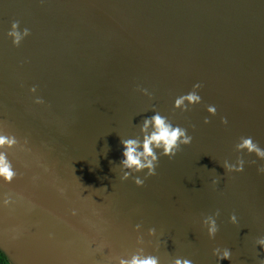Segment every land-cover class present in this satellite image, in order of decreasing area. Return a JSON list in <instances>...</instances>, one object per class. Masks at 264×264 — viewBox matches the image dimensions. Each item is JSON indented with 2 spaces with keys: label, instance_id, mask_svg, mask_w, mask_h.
Here are the masks:
<instances>
[{
  "label": "water",
  "instance_id": "water-1",
  "mask_svg": "<svg viewBox=\"0 0 264 264\" xmlns=\"http://www.w3.org/2000/svg\"><path fill=\"white\" fill-rule=\"evenodd\" d=\"M16 20L31 30L20 47L7 35ZM197 83L203 102L174 112ZM153 106L193 141L139 187L120 180L121 139ZM13 134L0 149L18 173L0 179V251L14 264H117L141 247L161 264H259L264 160L235 144L264 149V0H0V135ZM241 155L244 172L222 167ZM217 210L211 239L203 220Z\"/></svg>",
  "mask_w": 264,
  "mask_h": 264
},
{
  "label": "clouds",
  "instance_id": "clouds-1",
  "mask_svg": "<svg viewBox=\"0 0 264 264\" xmlns=\"http://www.w3.org/2000/svg\"><path fill=\"white\" fill-rule=\"evenodd\" d=\"M7 35L12 39L13 45L15 47H20L24 40L31 35V30L27 27L21 30L20 21H13L11 24V29L8 31ZM203 85L197 83L193 86V89L187 93L180 95L174 101V109L180 110L182 112H188L191 108L203 102L199 91L202 89ZM38 90L37 86H33L30 91L35 94ZM144 95L148 96L150 99H154V94L146 88H139ZM36 104H44L45 101L41 97L35 99ZM208 113L212 116L217 115V108L214 105H206ZM154 114L147 116L143 119L140 124V135L134 138L121 139V144L123 146L122 159L120 161L121 172L120 180L127 181L130 178L134 179L137 186L143 187L145 184V179L148 177H153L157 175V168L159 166L160 156H166L170 160L174 159L177 154L182 150V146H188L193 141V136L188 134V130L179 125H174L172 121L162 115L160 112L155 111L153 106ZM208 118H205L204 123H210ZM221 122L225 125L228 124L226 117L221 118ZM193 129L195 125H192ZM18 143L17 137L13 134L0 135V149L5 146L14 147ZM27 141H25V145ZM235 150L237 152L248 154H255L261 160H264V149H262L258 142H255L252 137L241 136L239 142L235 144ZM251 163H255L252 161ZM222 167L229 173H242L245 170V160L243 156H239L235 163H231L228 160L223 162ZM260 172L264 173V167L259 169ZM146 172V177L141 179L139 176H134L136 173ZM17 171L14 169V165L8 158L6 152L0 151V179L4 182L11 184L17 178ZM219 183V179H214L213 184ZM107 189V188H106ZM63 194L64 190H60ZM11 201L9 199L4 200V204L7 206ZM73 215H76V211L73 210ZM219 210L216 211L215 215H208L204 220L203 224L207 228L208 235L211 239H215L217 233L219 232V225L217 224V218L219 217ZM231 223L237 224L238 219L235 213L230 217ZM142 229L141 224L135 225V230L140 233ZM148 235L155 237L157 235L155 228H150L148 230ZM145 243L142 235L137 237V244L143 245ZM256 244L261 248H264V237L258 238ZM98 249L103 251L108 248L109 245L105 241H101L98 244ZM214 255L218 257L220 261L231 260L232 253L228 248L221 249L217 247L214 249ZM12 264L14 262L10 258ZM108 264H112V261L108 259ZM117 264H161L159 256L146 253L144 247L139 248L130 257L120 256L118 258ZM171 264H192V261L187 258H175L171 261ZM259 264H264V259L259 261Z\"/></svg>",
  "mask_w": 264,
  "mask_h": 264
},
{
  "label": "trees",
  "instance_id": "trees-1",
  "mask_svg": "<svg viewBox=\"0 0 264 264\" xmlns=\"http://www.w3.org/2000/svg\"><path fill=\"white\" fill-rule=\"evenodd\" d=\"M0 264H12L9 258L1 251H0Z\"/></svg>",
  "mask_w": 264,
  "mask_h": 264
}]
</instances>
